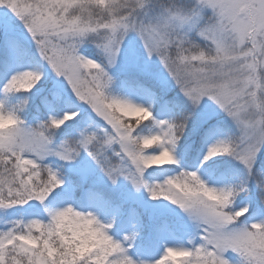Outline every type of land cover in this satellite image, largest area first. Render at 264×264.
Here are the masks:
<instances>
[{"label": "rangeland", "instance_id": "rangeland-1", "mask_svg": "<svg viewBox=\"0 0 264 264\" xmlns=\"http://www.w3.org/2000/svg\"><path fill=\"white\" fill-rule=\"evenodd\" d=\"M93 1L99 0H0V31L23 34L39 52L48 80L68 88L105 123L98 139L83 136L75 145L51 144L35 127L8 120L3 123L0 155L11 152L19 160L14 169L0 168V264H51L42 250L40 253L25 244L7 256L10 224L6 221L10 214L19 216L18 210L31 214L50 195L41 189V193L20 201L15 182L21 181L27 184L23 188L30 189L22 168H53L56 162L64 163L66 170L80 178L86 193L78 201L66 193L60 196L54 205L57 217L91 240L92 250L99 247L116 258L125 255L130 264H163L168 257L175 262L182 258L188 264H199L204 258L213 264H264V165L259 166L262 185L253 187L229 174L209 173L205 166H210L213 152L224 146L222 130L209 133L204 149L195 151L198 159L193 164L185 163L179 175H161L168 178L160 185L165 194L150 203L153 190L141 180L148 169L129 134L85 77L84 66L90 69L94 63L85 57L66 60L60 56V45L67 40L91 44L95 55L106 58L111 69L154 73L160 84L176 87L194 106L191 114L195 120L201 118L203 123L213 115H225L235 125L240 144L236 153L226 155L253 171L264 155V0H186L183 8L175 5L182 9L152 0H100L104 3L101 12ZM143 11L145 23L137 19ZM96 12L99 18H94ZM192 40L202 43L194 51L189 49L193 45H187ZM173 45L174 57L169 53ZM17 65L21 68L19 62ZM17 77V70L6 67L0 71V88L9 78ZM110 100L118 113L138 125L156 115L155 102L141 107L125 96ZM66 114L68 119L77 116L71 109ZM166 117V112L160 114L162 120ZM186 128L189 131L191 126ZM163 134L155 157L175 158L179 143L167 126ZM156 140L155 134L143 139L147 146ZM192 147L189 143L182 148L185 155ZM15 165L22 168L15 170ZM131 204L152 217L171 212L183 222L177 228L163 224L152 236L139 232L136 237L141 224ZM119 206L127 214L125 219L115 215ZM254 206L261 212L253 219L257 226H241L239 218ZM203 228L209 233L199 236ZM189 234L193 236L189 238ZM139 237L148 243L132 247L130 239ZM95 244L99 246L93 248Z\"/></svg>", "mask_w": 264, "mask_h": 264}, {"label": "trees", "instance_id": "trees-1", "mask_svg": "<svg viewBox=\"0 0 264 264\" xmlns=\"http://www.w3.org/2000/svg\"><path fill=\"white\" fill-rule=\"evenodd\" d=\"M95 8H97L101 12V8L104 5V3H99V1H93ZM94 18H99L100 13L96 12L93 14ZM66 41V40H65ZM59 45V44H58ZM54 46V45H53ZM52 47H49V49H53ZM61 46V54L60 56L65 57L66 60H69L75 52H77L79 49H81L84 45H82L81 42L73 43L70 40H67ZM59 46V47H60ZM75 50V51H74ZM53 55L56 54L52 51ZM91 53V52H90ZM35 54V52L33 53ZM33 54H31L33 56ZM37 53L35 54V69L34 73L32 72V76L29 78V81L25 86L21 87L19 85L13 87L12 90H9L7 97H10V99L7 102V107L9 108V111L12 115L18 118L24 111V107L27 106L26 101H21L17 97V93L26 91L29 87V91L36 86V84L39 81H43L44 79L48 78L47 73L45 72L43 66H41L39 56L37 57ZM100 64V63H99ZM98 64V71L100 73L105 72L104 65ZM42 67V68H40ZM96 76L99 75V73H95ZM31 88V89H30ZM109 91V86L107 87V92ZM25 100V99H24ZM189 101L187 98H179L176 100L175 103H173V106L177 109H179L182 113V117L179 119L177 124L174 125V130L178 132L181 128L186 127L189 123H193L195 121L192 113V110H195L194 106H190L188 103ZM114 114L119 118V121L121 122V125L124 130L128 131L133 137L132 141L134 142L133 145L136 148V151L139 150V152H142V158L144 160L145 165L149 167H156L157 164H162V161L154 160L153 156V146H145L142 142V139L139 138V134H147L146 131L150 129L149 126H146V124L138 125L134 120L128 119L124 115H117L115 110H112ZM195 114V112H194ZM1 121H0V127H1ZM149 128V129H148ZM134 132V134H133ZM144 134V135H145ZM237 134L233 132L231 135L228 145L225 149H228L229 153H232L234 151H237L240 147ZM3 160V161H2ZM14 158H4L2 155H0V168H6L8 167L14 169ZM164 162H166L164 160ZM18 167L15 165V170H17ZM14 170V171H15ZM12 173V172H10ZM27 180L30 182L28 183V186L30 189L23 188V186H27V184H21V181L15 182V189H18L20 191L19 193V200L23 201L31 196V194H37L41 193L40 190L44 189L46 190L45 181L40 180L38 178L31 179L30 177L27 178ZM49 182V189H56L58 187V181L55 180H48ZM17 194V193H16ZM8 196V195H7ZM56 217L53 216V213L51 215V220L49 224L45 225L42 224L44 221L38 220L37 222H28L26 224V232L24 236L22 237V240L25 244L28 246L37 249L42 250L44 257L51 263V264H96L99 260H102V264H119L118 262H114L111 259H109L106 254L99 250H91V245L89 241L84 240L83 237L80 236L79 230L74 226H68V225H53L50 224L52 222H55ZM52 221V222H51Z\"/></svg>", "mask_w": 264, "mask_h": 264}]
</instances>
